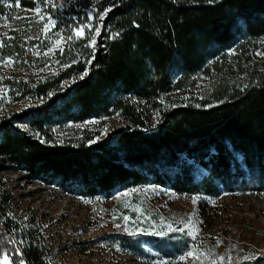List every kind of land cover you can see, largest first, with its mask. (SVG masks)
<instances>
[{
  "label": "trees",
  "instance_id": "trees-1",
  "mask_svg": "<svg viewBox=\"0 0 264 264\" xmlns=\"http://www.w3.org/2000/svg\"><path fill=\"white\" fill-rule=\"evenodd\" d=\"M8 3L14 0L0 2V17L9 18L0 19V58L13 61L0 63L2 170L83 199L169 188L199 197L200 212L204 201L224 193L264 191V59L248 64L252 50L264 47V0H67L62 8L61 0L56 8L41 0ZM38 7L56 24L47 37L39 31L44 21L26 15ZM108 8L88 65L93 50L85 39L67 40L69 27ZM50 47L48 56L33 54ZM231 56L239 58L235 78L219 73ZM113 118L121 124L110 127ZM11 199L0 178V254H12L15 264L21 258L53 264L35 219L14 215ZM105 237L143 253L141 237L121 230ZM144 237L165 258L186 244ZM252 254L232 264H264V255Z\"/></svg>",
  "mask_w": 264,
  "mask_h": 264
},
{
  "label": "rangeland",
  "instance_id": "rangeland-1",
  "mask_svg": "<svg viewBox=\"0 0 264 264\" xmlns=\"http://www.w3.org/2000/svg\"><path fill=\"white\" fill-rule=\"evenodd\" d=\"M66 1L61 0V3ZM26 15L40 20L36 12ZM58 46L55 43L54 48ZM258 51H264V47L252 50L249 65L264 59L256 55ZM238 61L237 56L222 61L219 73L237 77L240 73ZM23 107L13 105L9 108L20 111ZM154 120L150 114V123ZM108 122L110 127L121 124L115 118ZM0 178L12 197L14 215L27 221L35 219V226L45 235L53 264H198L191 258L179 259L194 243L187 234L189 230L197 244L213 249L217 257L231 255L232 263L242 261L250 253L264 255V191L224 193L216 200L204 201V210L200 212L199 198L193 204L191 199L169 188L141 186L133 188L135 192L132 189L118 191L111 198L83 199L60 195L55 188L1 167ZM124 216L128 220H124ZM189 217L191 223H187ZM162 222L173 228L183 226L184 232L166 231L164 236L157 235ZM119 230L143 238V253L118 247L114 238L105 237ZM149 234L184 239L186 244L173 257L165 258L147 243L144 235ZM217 239L221 241L219 246Z\"/></svg>",
  "mask_w": 264,
  "mask_h": 264
},
{
  "label": "snow or ice",
  "instance_id": "snow-or-ice-1",
  "mask_svg": "<svg viewBox=\"0 0 264 264\" xmlns=\"http://www.w3.org/2000/svg\"><path fill=\"white\" fill-rule=\"evenodd\" d=\"M0 2H4V0H0ZM41 2L45 5L48 6L49 8H56L58 5L56 3V0H41ZM175 2V0H174ZM209 3H212L213 0H208ZM6 6H8L9 8H13V7H19V3L18 0H14V3H8ZM65 5L63 3L59 4V7H64ZM32 11H35L37 13V15H39L40 20L44 21L43 24V28H41L39 31L41 33H44L45 36L47 37V31L50 30V26L55 27V21L53 20L52 16L50 14L48 15H40L41 13V8H36L33 9ZM93 13L96 12L95 9L92 10ZM111 11V8L105 9L103 12H100L96 15H92L89 14L86 18L85 21H81L78 24H72L69 27V35L67 36V40H71L73 37H76L77 39H85L87 41V43L85 44L86 48H91L93 51L91 53V57L90 59L86 60L85 63L90 65L91 61L95 58V47L97 44V39L98 37H100L101 35V31L104 28L103 25V20L104 17L107 15V13ZM0 19L7 21L9 18L7 17H0ZM12 19H19V17H13ZM75 19V18H73ZM5 27H7V24L4 25ZM5 35H7L5 33ZM57 36H61V34L59 33V31H57L56 33ZM119 35V33H111L109 38H116ZM31 39V37H30ZM61 39H64L63 37H61ZM264 42V41H262ZM56 45H59L61 43V40H57ZM4 43L2 41H0V49H2L4 47ZM50 52H53V48H48L47 51L41 53L40 51L36 50L33 51V54L35 56H40V55H44V56H48ZM60 52L61 54H63L64 49L60 48ZM256 55L258 56H262L264 57V51H258L256 53ZM78 59H74L72 61V63H76L78 62ZM12 61V57L9 56L7 58H0V63H2L3 65H8L11 64ZM55 63H59V61H55ZM70 65H61V67H69ZM46 68H50V65L46 64L45 65ZM87 70L81 74V79L84 78V76H86ZM67 83V82H65ZM64 85H61V87H63ZM245 88L248 87V85L244 86ZM51 97V94H49V98ZM187 99V97L185 98ZM44 98H41V102H43ZM176 105H171V107H175ZM186 106V105H185ZM119 114L117 113V116ZM158 115V114H157ZM107 119V118H105ZM87 123L89 124H96L98 123L96 120H91L88 121ZM71 126V125H69ZM155 126V125H153ZM79 127V126H77ZM108 132V128L105 126L102 130H101V135H106ZM98 139V138H96ZM96 139L90 141L89 143H95ZM41 143H46L45 140L41 139L40 140ZM62 143V141H61ZM133 192L137 191L136 189H132ZM122 195H128V193H122ZM199 197L197 196H191L189 197V199H191L192 203L195 204L197 202V199ZM124 220H128L127 216L123 217ZM187 223H191V217H189V220L187 221ZM118 228L121 227L119 224L116 225ZM127 226H125L126 228ZM147 231V230H145ZM167 232H184V228L183 226L177 227V228H173L171 224H164L162 222V226H161V230L155 234L160 235V236H164ZM131 234V233H130ZM188 236L189 238L194 242L191 248H188L183 254H181V256L179 257L180 261H184L187 258H191L194 259L198 262V264H232V257L231 255H228L227 257L225 256H219L217 257L214 250L213 249H209L206 247H202L201 244H197L196 241V237L193 236L191 234V230L188 231ZM217 246H219L221 244V241L219 239H217L216 241ZM15 255L16 256H20L22 257V252H20L19 249H15L14 250ZM12 254L4 252L2 254H0V264H15V261L11 258ZM254 255L253 254H249V256H246L244 259L248 260V259H253ZM19 264H25L24 260L21 258L19 261ZM164 264H167V262H164Z\"/></svg>",
  "mask_w": 264,
  "mask_h": 264
}]
</instances>
